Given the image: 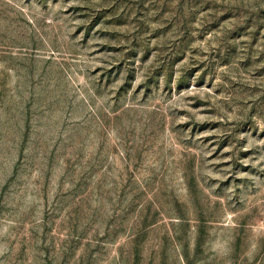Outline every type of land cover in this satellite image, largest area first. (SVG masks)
I'll use <instances>...</instances> for the list:
<instances>
[{
  "label": "rangeland",
  "instance_id": "374dc122",
  "mask_svg": "<svg viewBox=\"0 0 264 264\" xmlns=\"http://www.w3.org/2000/svg\"><path fill=\"white\" fill-rule=\"evenodd\" d=\"M0 264H264V0H0Z\"/></svg>",
  "mask_w": 264,
  "mask_h": 264
}]
</instances>
